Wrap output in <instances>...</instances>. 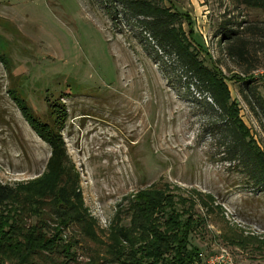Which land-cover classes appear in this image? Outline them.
<instances>
[{"label":"rangeland","instance_id":"obj_1","mask_svg":"<svg viewBox=\"0 0 264 264\" xmlns=\"http://www.w3.org/2000/svg\"><path fill=\"white\" fill-rule=\"evenodd\" d=\"M165 5L183 14L184 32L189 37L194 31L205 47L191 41L206 66L223 78L240 118L264 150V116H256L241 92L242 79H252L264 97V11L240 0ZM250 25L260 30L243 35L251 51L244 64L228 56L219 33ZM152 48L137 20L101 0H0V183L17 188L47 174L51 146L14 98L45 121L50 100L67 110L62 130L67 169L76 171L83 206L94 219L64 229L71 255L56 247L25 257L15 249L18 241L0 239V264L118 263L109 253L112 228L129 226L130 204L153 186L205 198L196 202L201 229L193 236L203 251L200 264H264V190L253 189L227 160L221 124L212 125L215 117L206 107L211 99L189 91L178 76L168 79ZM242 65L255 70L245 74ZM31 195L33 205L19 214L18 236L28 237L31 226L36 237L55 235L74 212L50 199L42 205L41 195ZM20 208L2 210L13 216Z\"/></svg>","mask_w":264,"mask_h":264},{"label":"trees","instance_id":"obj_2","mask_svg":"<svg viewBox=\"0 0 264 264\" xmlns=\"http://www.w3.org/2000/svg\"><path fill=\"white\" fill-rule=\"evenodd\" d=\"M101 1L115 13L119 12V7H123L125 14L137 20L139 27L153 42L152 50L157 62L161 64L160 70L168 79L171 75L178 76L187 83L189 91L194 88L206 102V98L211 99V102L206 103V107L215 117L212 125L221 124L218 131L222 133L223 144L228 153L227 160L235 162V166L241 169L253 189L257 192L263 191L264 150L258 146L249 128L240 118L239 105L232 101L227 87L223 84V78L214 74L200 58L193 43L197 42L201 48L203 45L194 35V31L190 30V38L184 32L183 14L175 7L165 5V2L172 4V0ZM240 2L248 8L264 11V0ZM240 26L242 25L239 23L238 27ZM249 30L254 33L260 28L250 25L240 31L226 27L219 33V43L226 45L228 56L238 58L244 64L249 63L251 56L250 41L243 37ZM242 66H246L245 74L255 70V65ZM242 81L245 88L241 92L247 93L244 95L247 104L257 117L259 114L264 116V97L259 87L252 79L246 81L243 78ZM14 99L17 100L26 121L51 146L52 157L47 174L43 177L27 184H19L17 188L0 183V239L18 241L15 249L25 257L32 255L38 248L47 250L56 247L71 255L72 246L65 244V231L68 230L66 228L74 225L72 223L87 224L94 219L83 206L76 171L72 174V171L67 169L68 159L62 137V130L67 123V110L63 105L62 110H58L56 103L48 100L49 118L45 121L34 114L25 101ZM159 190L161 189L153 186L137 193L128 208L131 219L129 226L112 228L114 244L110 245L109 253L120 264H200L203 251L193 243V236L201 229L196 202L204 201L205 198L201 195L183 197L172 191L165 193ZM32 191L41 195L42 205L47 204L50 199L49 204L59 203L74 212L61 221L55 235L42 232V236L36 237L33 233L35 227L31 226L27 227L31 233L28 237L18 236L17 228H21L17 223L19 214H23L28 206L33 205L30 203ZM22 195L24 201L20 198ZM10 205L20 206L19 213L11 216L2 210ZM127 255L132 256L133 260L127 259Z\"/></svg>","mask_w":264,"mask_h":264},{"label":"built area","instance_id":"obj_3","mask_svg":"<svg viewBox=\"0 0 264 264\" xmlns=\"http://www.w3.org/2000/svg\"><path fill=\"white\" fill-rule=\"evenodd\" d=\"M201 257H202V254H201ZM221 258H223V257H221ZM218 261H221V262L227 263V259H226V260H224V259H220V260H218ZM221 262H219V263H221Z\"/></svg>","mask_w":264,"mask_h":264}]
</instances>
